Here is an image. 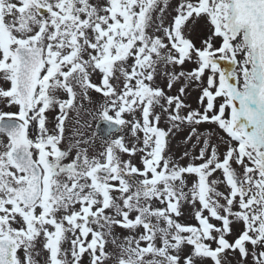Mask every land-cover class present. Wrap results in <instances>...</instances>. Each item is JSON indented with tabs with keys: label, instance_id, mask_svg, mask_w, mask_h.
<instances>
[{
	"label": "rangeland",
	"instance_id": "1",
	"mask_svg": "<svg viewBox=\"0 0 264 264\" xmlns=\"http://www.w3.org/2000/svg\"><path fill=\"white\" fill-rule=\"evenodd\" d=\"M0 4L5 16L0 24V120L23 116L21 121L24 124L31 123V137L34 139L43 134L35 121L40 105L36 101L37 92L33 110H24L20 104L14 88L16 46L44 48L39 72L42 74L57 55L62 39L66 38L70 29H76L78 23L83 26L81 31L87 35L81 40L84 49L90 43V36L87 38L90 32L107 29L112 22H122L123 13L117 15L109 8L114 5L125 8L129 25L122 27L117 36L131 43V73L123 74L124 68H127L126 58L121 57V61L112 66L115 71L121 72L118 75L121 80L118 77L115 79L119 90L113 95L115 105H109L119 110L125 97L130 98V147L136 163L143 162L145 153L142 146L148 144L150 137L155 139L157 131L171 135L167 143V159L161 166L164 168L166 164L178 161L180 179H185L181 181L182 185L186 183L187 186L179 188V221L169 227L167 222L163 226L158 223L159 230L171 232L166 236L178 241L173 251L167 247L168 258L179 256L180 264H219L220 261L213 260L212 252L227 245L222 264H264V178L260 170H254L255 158L249 147L244 145L240 149L228 136L226 127L230 116L209 60V57H233L239 85L241 71L248 69L247 47L240 31L228 35L224 0H124L120 4L117 0H0ZM39 6L48 8V13L39 14ZM174 25L178 28L174 29ZM108 37L106 33L102 36ZM7 41L12 42L8 57L6 53H1ZM90 53H82V59L86 61V69L93 71L98 57H92L94 54ZM58 83L57 80L53 85L55 89ZM83 96L81 107L84 112L78 133L89 137L84 143L88 164L85 163L83 182L86 187L90 184L89 178L95 176L100 185L93 190L85 189L84 200L87 199L88 203L98 195L100 202L110 198L113 203L115 198L118 203L125 192L113 191L110 185L122 183L124 174L120 172L114 177L112 160L104 162L105 166L102 163L106 152L112 155L115 151L117 156H123V150L118 146L125 143L128 133L124 132L121 137L106 143L93 138L91 122L109 109L107 102H102L95 91H86ZM153 99H157L159 105H155ZM144 103L149 105L148 126L155 130L153 135L142 132L139 125L135 128L141 115L140 104ZM69 118L73 119L72 115ZM71 129H67V135L72 134ZM10 147L11 140L0 133V155L5 163H8L6 154ZM136 166L141 168L140 164ZM189 167L190 174L187 173ZM6 168L8 174L3 179L6 187L0 194V233L12 236L20 243L17 264H50L48 249L53 245L47 241L44 231L46 222L41 216L39 202L32 206L33 209L18 203L12 188L15 182L24 180L25 174H18L9 164ZM136 175L132 177L134 183L139 182ZM231 176L241 178L243 186L233 188ZM98 189L99 192L96 191ZM66 192L69 191L63 190L69 201L70 193ZM138 193L142 195L140 190L133 188V200ZM58 201L59 206L65 204L64 200ZM106 209V212L102 208L93 212L94 221L83 224L91 227L93 223L100 228L98 252L87 251L83 258L96 257V264H155L159 254L166 251L163 243L167 240L157 246H141V236L146 231L145 222L136 216L133 226L124 232L120 222L112 217L111 209ZM191 212L194 217L188 219ZM209 214L213 219L206 218L208 220L205 221L203 216ZM116 230L119 239H125L129 244L128 253L123 254L122 250L113 253L109 236L111 238ZM71 235L69 231L67 242L60 250V264H80L72 263L73 256L69 258L66 253L65 245L68 243L70 246ZM150 248L154 250L152 256L148 252ZM162 258V262L167 261L165 256Z\"/></svg>",
	"mask_w": 264,
	"mask_h": 264
},
{
	"label": "flooded vegetation",
	"instance_id": "2",
	"mask_svg": "<svg viewBox=\"0 0 264 264\" xmlns=\"http://www.w3.org/2000/svg\"><path fill=\"white\" fill-rule=\"evenodd\" d=\"M122 1L124 0H118L119 3ZM74 9L75 7L73 5V10ZM110 9H112V7H110L109 10ZM116 9L117 15L122 12L124 17L126 16L127 13L125 8L117 7ZM3 13L4 10L0 4V17L4 16ZM0 22L2 23L3 21ZM127 25H129V23L126 20L122 22H112L108 25L107 29L99 28L98 30H94V32H90V34L88 33L89 35L87 38L90 36V43L87 44L84 49L81 47V40L87 35L85 32L81 31L83 26L78 23L76 29H70L66 38L62 39V44H60L57 49V55H54L52 61L48 63L47 68L41 74L36 89V101H38L40 105L38 106L40 108L35 116V121L37 127L41 128L43 134L34 139L31 137V123L28 125L24 124L26 142L15 145L13 141H11L9 152L13 147H16V153L19 158V153L27 156L29 154L32 159V166L22 167L20 165L22 163L21 160H11L9 152L6 154L8 163H5L3 157L0 155V168L3 170V177L0 181V194H2L1 192L5 190L6 187L3 185V179L8 174L6 168L8 164L14 168L18 174H25L24 180L15 182L16 185L12 188L16 200L22 207L33 209L34 206L29 207L24 203L23 193L28 189L36 172L39 171L40 173L41 195L38 200L39 208L41 209V216L46 222L44 231L45 234H47V241L50 245H53L48 249L49 261L51 259L59 261V257L61 256L60 250L63 244L67 242V235L70 231L72 233L69 241L70 246L68 243L65 246L69 258L73 256L72 263L96 264V257H88V259L85 260L83 256L87 251H91L93 254L98 252L100 228L93 223L91 227H85L83 224L84 222L89 223L92 221L93 212H98L101 208L106 212V208H109L111 209L112 217L116 222H120L124 232L129 231L133 226L132 223L133 220L137 219L136 216L145 222L144 226L146 231L142 233L140 240L141 246H145V248L151 247L150 245L157 246L161 245L164 239L165 241L167 240L163 243L164 247H166V251H162L163 254H159V257L155 259V264H157L158 261H161L159 264H180L179 256L168 258L166 254L167 250H169L167 247H171L173 251L178 241H174L173 239L175 238L166 236L167 234L170 235L169 233L171 232H164L163 230H159L158 227V223L163 226L167 222L169 223V227L170 224L177 223L180 219L181 204L179 200V188L182 185L181 181L185 179H180L179 162L174 161L168 163L169 165L166 164L164 168L161 166L167 159L166 149L171 135L163 131H157L155 139L150 137L148 144L142 146V152L145 153L143 162L136 163L133 161L132 148L130 147V140L132 138V107L129 102L130 98L125 97V102L121 109L114 110L112 108L113 105H115L113 104V95L116 90H119L115 79L118 77L119 73H121H118L117 70L115 71L112 66L115 62L119 63L121 57L126 58L128 60V62H126L127 68H124L123 74L128 75L131 73L129 58L131 43L128 39L125 40L117 36L122 30V27ZM105 33L106 37L109 36L107 39L102 38ZM69 40H71L70 45L72 46L69 45ZM11 43V41H8V46L4 48L5 52L9 54H11L9 50L10 45H12ZM19 48L20 46H16L14 52L17 62L16 76ZM1 49L2 47L0 50ZM85 51L91 52L90 54L92 55L94 54L92 57H98L94 62L95 69L93 71L86 69V61L84 58L82 59V53ZM3 52L4 50L1 51V53ZM101 53L104 54L101 56ZM118 78L120 79V77ZM57 80L59 81V85L55 89L53 85ZM119 84L120 83H118V85ZM14 88L17 92V88ZM86 91H95L97 95L100 96L102 102H107L106 105L109 109L108 112L105 111V114H100V117L91 122L92 137L99 142L106 143L121 137L124 132L128 133V137L124 139L125 143L122 145L119 144L118 146L120 150H123V156L120 157V154L117 156L115 151L112 155L106 152L102 163V165L105 166L104 162L110 163L112 160L113 163L111 165H115L113 168L114 177L120 172L124 174V181L122 183H112L110 185L113 191L124 190L125 192L122 195L123 198L120 199L118 203L115 201V198L113 199V203H111L110 198L100 202L97 197L98 195L93 201L91 200L88 203H86L87 199L84 200L85 189L93 190L95 186H100L95 176L90 177L91 179L89 178L90 184L88 186L85 187L83 182L85 163L88 164L84 156L85 152H87L85 151L84 143H86L89 137H84L82 132L81 134L78 132L83 119L84 109L82 108V101ZM36 101H34L35 103L33 102V107L30 110L36 107ZM109 104H111L112 107ZM140 106L141 115L139 120L137 118L138 122H136L135 128L139 125L142 132L147 135H153L155 130L148 126L150 124V118L147 115L149 105L144 103L140 104ZM70 115H72L73 119L69 118ZM103 119H110L114 122H118L120 125L119 131L116 133L113 132V134L110 135L108 131L105 130L99 132L98 124ZM67 129H71L72 134L67 135ZM175 141H178L176 137ZM122 164H124L123 167L121 166ZM138 164H140L141 168L136 166ZM225 164L228 165V162ZM88 167H90V165H88ZM190 169L191 167H189L187 171L189 174ZM117 170L120 171L118 172ZM133 175L139 178L138 183L132 181ZM108 181L111 182L112 178H108ZM183 185L187 186L186 183H183ZM133 188L142 192V195L138 193L139 195H137V198L135 197L136 199L134 200L131 195ZM63 190L69 191L66 192V194L70 193L71 199H69V201L66 199ZM59 191L62 193L58 194ZM96 191L99 192L100 189ZM57 195L60 197L56 198ZM53 197H55V199ZM58 200H64L65 204L59 206L60 202ZM186 207L187 209H185L188 211V205H186ZM1 209L0 203V212ZM193 217L194 213L191 212L188 219H192ZM117 231L118 230L114 231L111 238L109 236V242L113 248V253L121 250L123 254L128 253L130 246L125 239H119ZM84 232H86V234H84ZM6 236L14 238L0 233V237ZM15 240L18 242L17 239ZM18 244L20 249V243L18 242ZM148 252H150V256L154 254V250L151 248ZM109 253H111L110 249ZM163 256H165V260L167 261L162 262ZM223 260L224 256L222 257V261Z\"/></svg>",
	"mask_w": 264,
	"mask_h": 264
},
{
	"label": "water",
	"instance_id": "3",
	"mask_svg": "<svg viewBox=\"0 0 264 264\" xmlns=\"http://www.w3.org/2000/svg\"><path fill=\"white\" fill-rule=\"evenodd\" d=\"M237 2V11L239 12V16L236 21L240 25H247L250 28L251 38L249 37V33L244 27L238 26L237 31L239 30L244 43L247 47V61H248V69L241 71L240 75V85L238 86L239 90L250 93L252 90H261V96L264 99V76L262 75V68L260 65H255L253 60L259 59L260 63L263 66L264 73V0H236ZM224 8H225V16H226V24H227V32L228 35L233 33L234 29V17L236 12L234 11V6L232 4V0H224ZM49 9L47 8H39V13L41 15L48 13ZM42 55L43 50L41 48H20L18 50V92L21 98V102L24 107L29 109L31 107L33 95L35 92V87L37 85L39 79V71L42 65ZM220 58H229L233 61V57H209L211 66L213 68L216 80L218 82L221 94L223 96L225 105L227 107L229 113V120L226 127V131L229 127V121H233L235 118V113L231 112L228 108L229 100L226 96L225 91L223 90L218 69L215 65V60ZM218 66L220 67V72L222 75V79L226 85V88L229 92V96L233 102V106L239 111L238 117L239 120L237 125H241L244 130L247 138L255 145L262 147L256 149L249 147L254 158L255 165L254 170H260L263 178H264V161L260 154L264 157V116L258 119L260 123V132L262 140L256 135V127L255 124L252 123L245 115L244 109L248 111L249 116H253L254 112L258 114L264 113V106L261 105V101L259 96L253 95L252 97L244 98V108L241 104L242 96L237 92L235 86H237L236 75L229 76V70L234 66L229 60L221 59L218 60ZM234 72V70H233ZM263 88V90H262ZM108 131L111 134L114 131H117V128H114V125L109 123L108 121H101L98 125V131ZM0 131L8 134L10 138H12L13 143L15 145L22 144L26 142L25 139V129L22 124L17 121L12 120H2L0 121ZM239 131V130H238ZM261 133V134H260ZM16 147L10 152L11 160L15 161V159L21 160L22 167L32 166L31 157L28 154L22 155L19 153L20 158L17 155ZM28 153V152H27ZM2 177V171L0 168V179ZM235 185H240L242 182L235 178L233 182ZM40 195V173L36 172L35 176L30 182V186L28 190L23 194V200L25 204L32 205L34 204ZM17 244L15 240L10 238H0V264H15V253L17 251Z\"/></svg>",
	"mask_w": 264,
	"mask_h": 264
}]
</instances>
